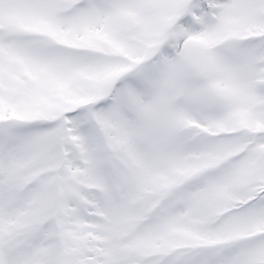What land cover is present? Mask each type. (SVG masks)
Returning a JSON list of instances; mask_svg holds the SVG:
<instances>
[{
    "label": "snow or ice",
    "instance_id": "1",
    "mask_svg": "<svg viewBox=\"0 0 264 264\" xmlns=\"http://www.w3.org/2000/svg\"><path fill=\"white\" fill-rule=\"evenodd\" d=\"M0 264H264V0H0Z\"/></svg>",
    "mask_w": 264,
    "mask_h": 264
}]
</instances>
